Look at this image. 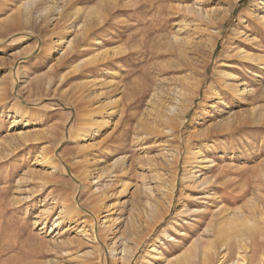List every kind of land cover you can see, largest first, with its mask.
Wrapping results in <instances>:
<instances>
[{"label":"rangeland","instance_id":"1","mask_svg":"<svg viewBox=\"0 0 264 264\" xmlns=\"http://www.w3.org/2000/svg\"><path fill=\"white\" fill-rule=\"evenodd\" d=\"M40 1L0 0V264H121L123 248L133 254L130 264H157L160 260L148 255L153 243L170 259L201 238L213 240L220 254L211 264H230L236 250L223 259L226 251L214 235L245 232V225L262 234L247 256L259 264L264 255V67L243 56L264 59V0ZM41 3L62 9L63 20L20 17L26 6ZM177 30L180 44L172 42ZM70 41L76 50L64 56ZM230 84H240L242 93H234ZM183 90L191 102L176 137L159 136V114ZM214 91L219 96L212 99ZM115 98L121 115L110 126L99 125L91 138L95 147L83 148L77 135L84 115ZM17 108L25 120L16 116ZM190 147L203 150V164L187 160ZM166 149L180 156L171 171L162 165ZM45 153L53 166L37 164ZM119 158L126 160V174L119 168L109 177ZM152 166L166 175L164 181L175 178L173 199L164 200ZM83 167L104 171L97 188L83 185ZM191 171L211 185L205 191L187 188L193 184ZM123 181L130 184L124 194ZM143 181L161 203L159 219L146 216ZM66 199L78 215L57 228ZM220 208L235 213L236 221L222 227L226 219L216 218L207 228ZM106 210L119 227L104 233L99 225ZM84 232L95 233L99 246Z\"/></svg>","mask_w":264,"mask_h":264},{"label":"bare ground","instance_id":"2","mask_svg":"<svg viewBox=\"0 0 264 264\" xmlns=\"http://www.w3.org/2000/svg\"><path fill=\"white\" fill-rule=\"evenodd\" d=\"M40 1V0H39ZM239 1V0H237ZM35 2V1H34ZM41 2V1H40ZM39 2V3H40ZM38 4V3H37ZM172 10H175V8L171 7ZM185 10L190 12V13H195L193 8L191 6H186L185 7ZM53 12L58 13V17L55 18V15L53 14ZM20 14V17H24L26 19V21H31V20H34V19H37L38 21L40 22H43V23H47V22H54L56 21V19L58 21H62V16H63V10L60 9L58 6L54 5V6H51V7H47V6H44L43 3H41L40 6H37L36 4L32 5V6H26V8L22 9V12L19 13ZM206 16H208L207 18H210V14H206ZM66 17H69L68 15H66L64 18ZM259 19V18H258ZM262 23V22H261ZM134 28V27H132ZM53 32V31H52ZM179 32L178 30L176 31V33ZM174 34V36L172 37V42L175 43V44H180L183 42V39L180 38L179 34L180 33H177V34ZM213 40H215V37L212 38ZM212 40V41H213ZM248 40V42H252L251 41V38L249 39V37L246 39ZM60 41V40H59ZM58 42V41H57ZM57 42H53L51 43V45L53 46L52 47V50L55 51L56 48V44ZM60 45V43H58ZM75 42L74 41H70V43L68 42V45L66 47V49L63 51V54L64 56H71L74 51L76 50V46L74 45ZM252 44V43H251ZM217 46V42L215 45H212V51L213 52L215 50V47ZM62 50V49H61ZM120 50V49H119ZM119 52V51H118ZM121 52V50H120ZM119 52V53H120ZM114 55H117L118 53L117 52H114L113 53ZM241 54V52H240ZM243 56V54H242ZM244 59H246L247 61H249L250 63H258V67H264V59H258V62H257V58L255 59L254 58V55H251V54H247V55H244L243 56ZM60 61V60H59ZM58 61V62H59ZM86 63V62H85ZM53 69V67H52ZM116 74V73H115ZM118 75V73H117ZM115 75V76H117ZM230 81H235V77L234 75H231L228 77ZM52 81V79H51ZM90 84V83H89ZM234 84V83H233ZM93 85V82L91 84V86L89 87H92ZM96 85V84H94ZM228 85V84H227ZM240 85V84H239ZM238 84L234 85L232 87V85L230 84V87H232V91H234V93L236 94H241L242 90L240 89ZM196 90H197V93L200 89V86H199V83L194 87ZM89 89V88H88ZM87 89V90H88ZM185 90V89H184ZM184 90L183 92L182 91H179L174 97V99H172L171 103H169L167 105V107L165 108V111L162 112V114L160 113L159 115L161 116L159 119V125L157 123V127H161L158 131V134L159 136H168V137H171L174 138L176 137V132L178 130V127L180 125V121L182 120L181 119V116H183V114L186 113L187 109H189V104H190V99L184 94ZM187 91V90H186ZM211 92V90H210ZM247 92V91H246ZM187 93V92H185ZM93 94V93H92ZM196 94V93H194ZM219 96V94L217 93V91H214L213 92V95L212 93H210V98L212 97L215 98ZM218 98V97H217ZM156 101V100H154ZM98 102V101H97ZM157 102V101H156ZM155 102V103H156ZM101 103V102H100ZM154 103V102H153ZM152 103V104H153ZM161 103V102H159ZM152 106L155 107V105L153 104ZM158 106H160L158 104ZM157 106V108H158ZM164 106V105H162ZM215 108V107H214ZM89 110V109H88ZM162 111V109H159V111ZM89 112V111H88ZM15 114L16 116H20L23 118V120H25L26 118L24 117L25 116V112L22 111L21 108H17L15 109ZM87 115H84L86 116L83 121L84 123V127L83 129L80 130L79 134L77 135V137L81 140H78L79 143H83V148L89 150L90 148H93L95 147L94 144H92V134H97L99 131H100V128H99V125L100 124H103L105 125L106 127L107 126H110V124L113 123V118L114 116L116 115H121V109H120V99L119 98H115V99H111V102L108 104V105H103L102 103L99 104L98 107L96 108H93L89 113H86ZM27 116V115H26ZM80 117V115H78ZM156 120V119H155ZM158 121V120H157ZM28 122V121H27ZM232 124V120L230 119L229 121H227L226 123V126H228L230 128ZM83 126V125H82ZM114 126V125H113ZM146 128V126H144ZM156 127V126H155ZM102 128V127H101ZM152 128V127H151ZM80 129V128H79ZM153 130V128H152ZM146 133V132H145ZM26 134V133H24ZM145 136V135H144ZM146 137V136H145ZM91 142L90 144H86L88 142ZM170 150V149H169ZM167 151V154L165 155L162 154V165L165 166V168H169L170 171L173 170L176 166V164L179 163V160H180V156L179 154H177L176 150L175 152L174 151ZM178 151V150H177ZM203 150H193L191 147L189 148L188 150V154H187V160H192L193 163H201L205 160V158L203 157V153H202ZM179 153V152H178ZM41 156V155H40ZM53 158H49L47 156V154L45 153V155L42 157L41 160H38L37 161V164L38 165H44V166H47V167H51L53 166ZM96 159V158H95ZM185 159V158H184ZM36 161V160H35ZM148 161L149 163L151 164V159L148 158ZM208 161V160H207ZM88 163H90V160L87 161ZM126 160L125 158H119L117 159L113 164L112 166L110 167V175L109 177L111 176H115L116 175V172L119 170V168H122V172L126 174ZM188 162V161H187ZM191 162V164H192ZM35 163V162H34ZM203 164V163H201ZM193 166V164L191 165ZM198 166V165H197ZM205 166V165H204ZM201 167V166H200ZM55 168V167H53ZM52 168V169H53ZM196 168V166L194 165L192 167V170H194ZM210 168V167H209ZM190 169V168H189ZM37 170V169H35ZM191 170V169H190ZM189 170V171H190ZM34 171V170H33ZM39 171V170H38ZM54 171V169H53ZM96 173H90L89 172V169L87 167H83V173H82V181H83V185L86 187V189H94L95 187L97 188L98 185L101 184L103 178H104V171L100 170V169H96ZM41 172V171H40ZM39 172V173H40ZM151 172L154 173V180L157 181L158 183V188H159V191H163V196H164V200H168L169 198H172L174 197V191L176 190L175 188V185L176 183H174V179L175 178H169L170 181H164V178L166 175H164L160 169H158L157 167H154L152 166L151 168ZM175 172V171H174ZM200 172V171H198ZM33 173V172H32ZM36 173V171H35ZM173 172H171L172 174ZM30 174V173H29ZM41 174V173H40ZM186 174V173H185ZM184 174V175H185ZM188 174V173H187ZM174 175V174H173ZM189 175L188 176V180H191V182L193 184H191L192 186L190 187H187V188H192L194 187L195 188H200V187H204V191H205V187L206 186H209L211 185V180H208V179H203V180H198L199 176L197 177L196 174L194 172H189ZM200 175V174H199ZM175 176V175H174ZM170 177V176H169ZM208 178V177H207ZM172 179V180H171ZM201 179V178H200ZM214 179V178H213ZM24 180V179H23ZM184 180V179H183ZM187 180V181H188ZM215 180V179H214ZM213 180V181H214ZM177 181V179H176ZM185 181V180H184ZM189 184V183H188ZM157 185V184H156ZM177 186V185H176ZM188 186V185H187ZM130 188V184H128L127 182H124L123 181V184H122V189H123V194L124 193H127L128 190ZM142 190H143V193L146 195L147 197V201H146V207L148 208L147 212H146V216L147 218H149L150 220L152 219V221L154 219H159L162 215V210L163 208L161 207V203L160 202H156L152 194V188L149 186V184L146 182V181H143L142 183ZM197 190V189H196ZM215 190V189H214ZM95 191L97 192V189H95ZM204 191L202 193H204ZM122 192V190H121ZM176 192V191H175ZM188 192V191H187ZM212 192V191H211ZM245 193V192H244ZM173 194V195H172ZM106 195V194H104ZM193 195V194H192ZM199 195V194H198ZM208 195V194H206ZM107 196V195H106ZM172 196V197H171ZM233 196V195H231ZM189 197V196H188ZM186 197V198H188ZM193 197V196H192ZM191 197V199H192ZM197 197V196H196ZM207 197V196H206ZM235 197V196H234ZM194 198V197H193ZM64 199V198H63ZM69 199V198H68ZM153 199V201H152ZM198 199H201L200 197ZM233 199V198H232ZM237 199V197L235 198ZM234 199V200H235ZM62 200V199H61ZM67 200V199H66ZM193 200V199H192ZM171 201V200H170ZM173 201V200H172ZM67 201H65V203L62 204V207H61V210H60V214L58 216V218L55 220L56 222V227L59 228L67 218L71 217V216H77L78 215V209L76 211V209L72 208V207H69L67 206L66 204ZM194 202V201H193ZM160 203V204H159ZM172 203V202H171ZM190 203V202H188ZM54 204V203H53ZM166 204V203H165ZM184 204V203H183ZM169 205V204H168ZM221 205V204H220ZM59 205H56V206H53L54 208L57 207ZM71 206V205H70ZM187 206V205H186ZM251 206V205H250ZM52 207V209H54ZM168 207V206H167ZM76 208V207H75ZM146 208V209H147ZM104 209V207H102V210ZM48 210V209H47ZM100 210V209H99ZM195 210V209H194ZM201 210V209H200ZM204 210V209H203ZM186 211V210H185ZM188 211V210H187ZM205 211V210H204ZM98 212V211H96ZM188 212H191V211H188ZM230 211L227 209H219L217 211H214L213 212V220H211L209 222V227L207 226V228H212L213 226V222H214V219L218 218V219H226V221L224 222H221L220 225H222L223 227V224L224 226L226 227V225L228 227L231 228V226L233 225V223L236 221V214L234 212L236 211H233L234 214L232 213H229ZM240 212V211H239ZM43 213V212H41ZM45 213V212H44ZM51 213V212H50ZM106 215L101 219V223L99 225V228L101 229L102 232H112L114 231L116 228L119 227V222L118 220H114V218L112 217V215L110 214V210H106L105 211ZM183 213H185L183 211ZM238 213V211H237ZM242 213V212H241ZM52 214V213H51ZM186 214V213H185ZM41 215V214H40ZM42 216V215H41ZM51 216V215H50ZM80 216V214H79ZM47 217H48V213H47ZM46 217V218H47ZM97 217V215H96ZM152 217V218H151ZM38 218V217H37ZM43 218V217H42ZM41 218V219H42ZM45 218V219H46ZM238 218V217H237ZM242 218V217H241ZM263 218V217H262ZM40 219V218H39ZM77 219V218H76ZM68 220V219H67ZM70 220V219H69ZM249 220V219H248ZM38 221V220H37ZM76 221V220H75ZM249 222V221H247ZM251 222V221H250ZM254 223V222H253ZM37 224V222H36ZM218 224V223H217ZM92 225V224H91ZM235 226V225H234ZM250 226V225H249ZM247 225H245V232H229L228 233H225L222 231H219L218 234L214 235V238H215V242L218 240V241H221L222 242V245L223 247L222 250H225L226 253L222 255V258L223 259H228L230 258L229 255L231 254V252L233 250H236V257H235V261H233L232 263L230 264H252V261L253 260H250V258L247 259V256L249 255L250 251L253 250L257 244V240L258 239H261L262 238V234L260 233V230L259 229H256L255 227H249ZM220 227V228H222ZM92 228V227H91ZM219 230V229H218ZM227 231V229H225ZM235 230V229H234ZM204 232H207L208 234V230L207 231H203ZM210 232H213L210 230ZM258 232V233H257ZM81 233V231H80ZM95 234V233H94ZM89 236L87 235L85 232H84V237L88 238V240L90 241H93L96 243L99 241L98 239H95L96 236ZM211 234V233H210ZM108 237V236H107ZM264 237V236H263ZM81 238V237H79ZM83 238V237H82ZM99 238V237H98ZM201 238V236H200ZM199 238V239H200ZM75 239V238H74ZM84 239V238H83ZM85 240V239H84ZM83 242V240H81ZM80 241V242H81ZM79 242V240H78ZM87 242V241H86ZM85 242V243H86ZM194 244H192L191 248L187 250V252H185L184 254L182 255H179L178 257H174V258H170V259H164L163 256H161V252H159V250L156 248V243H153L151 246H150V249H149V252H148V255L154 257V259H158L160 260L159 263L157 264H211V262L214 260L215 258V255H220L219 253H217V251H215V248H214V241L213 240H210V241H205L204 239H200V240H197L196 242L193 241ZM91 243V242H90ZM95 243V246L98 245V243L96 244ZM99 246V245H98ZM97 246V247H98ZM219 248V247H218ZM217 248V249H218ZM109 251V250H108ZM254 251V250H253ZM116 253V252H115ZM256 253V252H254ZM120 254L122 255L121 258H119L120 260L123 261V263L121 264H130V261L133 257V254L131 253V251L129 249H126V248H123L120 252ZM116 259V258H115ZM196 259H199L196 261ZM217 259V257H216ZM231 259V258H230ZM257 259V258H256ZM120 260H117V261H120ZM121 261V262H122ZM162 261V262H161ZM217 261V260H216ZM228 261V260H227ZM255 261V260H254ZM146 262V261H145ZM198 262V263H197ZM215 262V260H214ZM223 262V261H222ZM258 262L259 264H264V255H262L259 259H258ZM221 263V261H220ZM214 264V263H213Z\"/></svg>","mask_w":264,"mask_h":264}]
</instances>
